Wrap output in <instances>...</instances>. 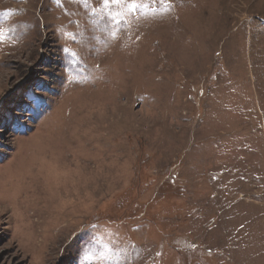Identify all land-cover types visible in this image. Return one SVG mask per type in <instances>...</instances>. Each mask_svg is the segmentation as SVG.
Masks as SVG:
<instances>
[{
  "label": "rangeland",
  "instance_id": "1",
  "mask_svg": "<svg viewBox=\"0 0 264 264\" xmlns=\"http://www.w3.org/2000/svg\"><path fill=\"white\" fill-rule=\"evenodd\" d=\"M146 3L0 0V264H264V0Z\"/></svg>",
  "mask_w": 264,
  "mask_h": 264
},
{
  "label": "snow or ice",
  "instance_id": "2",
  "mask_svg": "<svg viewBox=\"0 0 264 264\" xmlns=\"http://www.w3.org/2000/svg\"><path fill=\"white\" fill-rule=\"evenodd\" d=\"M155 3L156 0H151ZM104 7L107 9L110 5H120L123 11H117L115 14L110 15V23L119 24L122 22V17L127 15H134L139 10L148 7L146 0H102ZM160 3L166 4L167 0H160ZM89 250L85 249L84 252L87 253ZM91 257L84 254L81 256L82 264L86 260H90Z\"/></svg>",
  "mask_w": 264,
  "mask_h": 264
}]
</instances>
